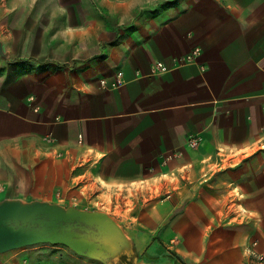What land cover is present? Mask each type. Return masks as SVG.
<instances>
[{
    "label": "crops",
    "instance_id": "0c3cea01",
    "mask_svg": "<svg viewBox=\"0 0 264 264\" xmlns=\"http://www.w3.org/2000/svg\"><path fill=\"white\" fill-rule=\"evenodd\" d=\"M0 41V202L102 211L130 243L0 264H264V0H0Z\"/></svg>",
    "mask_w": 264,
    "mask_h": 264
},
{
    "label": "water",
    "instance_id": "95a60500",
    "mask_svg": "<svg viewBox=\"0 0 264 264\" xmlns=\"http://www.w3.org/2000/svg\"><path fill=\"white\" fill-rule=\"evenodd\" d=\"M40 244L64 245L79 256L103 262L130 249L122 228L105 212L41 200L1 201L0 254Z\"/></svg>",
    "mask_w": 264,
    "mask_h": 264
},
{
    "label": "built area",
    "instance_id": "2783aa9c",
    "mask_svg": "<svg viewBox=\"0 0 264 264\" xmlns=\"http://www.w3.org/2000/svg\"><path fill=\"white\" fill-rule=\"evenodd\" d=\"M189 59H192V56H190ZM157 68L159 69V71H160L161 73H166V72L169 71L168 66H166V64H164L163 62H158V63H157ZM193 145H197L196 140H193ZM261 261H264V258H262Z\"/></svg>",
    "mask_w": 264,
    "mask_h": 264
},
{
    "label": "rangeland",
    "instance_id": "374dc122",
    "mask_svg": "<svg viewBox=\"0 0 264 264\" xmlns=\"http://www.w3.org/2000/svg\"><path fill=\"white\" fill-rule=\"evenodd\" d=\"M71 204L63 205L65 207H69ZM38 246V245H37ZM58 246H64V245H58Z\"/></svg>",
    "mask_w": 264,
    "mask_h": 264
}]
</instances>
